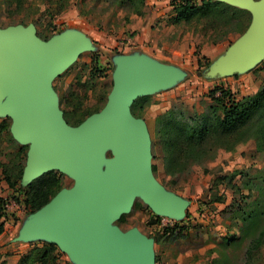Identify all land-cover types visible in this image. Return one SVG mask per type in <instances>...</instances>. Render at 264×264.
I'll list each match as a JSON object with an SVG mask.
<instances>
[{"label":"rangeland","instance_id":"obj_1","mask_svg":"<svg viewBox=\"0 0 264 264\" xmlns=\"http://www.w3.org/2000/svg\"><path fill=\"white\" fill-rule=\"evenodd\" d=\"M181 1L187 0H0V28L33 23L44 41L71 33L81 36L83 50L50 83L63 117L72 126L104 107L114 86L118 61L138 49L182 64L185 77L179 82L185 81V100L177 101L172 107L175 110L189 115L204 113L216 104L209 93L218 85L228 89L236 100L257 92L264 82V54L244 72L214 78L206 75L209 68L232 51L247 29L242 32L224 25L204 30L202 24L195 22L175 24L172 18ZM190 1L198 4L203 0ZM139 8L140 14L136 12ZM146 108L140 112L137 106L134 115L143 118ZM156 120L151 116L146 119L152 171L167 192L186 203L184 212L161 214L137 196L131 210L114 225L124 231L136 227L150 238L154 264H264V151H258L256 141L249 139L236 149L221 148L214 159L179 172L189 160L165 144ZM12 123L8 112L0 113V162L11 170L19 151L21 162L26 165L29 150L28 144L14 138ZM114 157L113 150L107 149L103 169ZM53 175L59 182L52 179ZM42 178L48 182L42 195L48 202L75 182L71 174L54 169L30 183L20 180L11 188L0 167V197L7 202L0 245L11 244V239L41 208L34 209L29 199L37 187L30 188V184ZM58 183L62 188L54 195ZM29 242V249L21 244L9 247L3 252L5 259L0 256V264H15L16 259L11 256L54 244L47 238ZM56 246L55 264H77ZM32 257H37V253L33 252Z\"/></svg>","mask_w":264,"mask_h":264},{"label":"water","instance_id":"obj_2","mask_svg":"<svg viewBox=\"0 0 264 264\" xmlns=\"http://www.w3.org/2000/svg\"><path fill=\"white\" fill-rule=\"evenodd\" d=\"M218 1L247 9L252 21L232 51L209 68V78L244 72L264 54V0ZM83 48L75 33L44 41L33 23L0 28V113L8 112L14 138L29 145L22 180L30 183L54 169L75 179L28 219L15 240L47 238L77 264H154L152 240L114 221L137 196L166 215H182L186 203L156 180L149 128L132 105L185 73L139 53L125 56L104 107L72 126L50 83ZM107 149L115 157L103 169Z\"/></svg>","mask_w":264,"mask_h":264},{"label":"trees","instance_id":"obj_3","mask_svg":"<svg viewBox=\"0 0 264 264\" xmlns=\"http://www.w3.org/2000/svg\"><path fill=\"white\" fill-rule=\"evenodd\" d=\"M130 1L132 3L134 0ZM136 12L140 14L142 9L139 8ZM182 21L188 24L192 22L202 24L204 30L219 29L228 25L230 29L244 32L251 24L252 14L247 9L223 1L203 0L197 4L187 0L176 6L172 18L175 24ZM198 64L202 66L201 59ZM209 94L216 104L210 106L204 113L195 112L189 115L184 110L172 108L156 118L157 129L165 144L181 152L186 160H189L179 172L189 171L195 163L214 159L221 148L236 149L249 139L256 141L258 151H264V82L257 92L238 100L232 99L228 89L222 85L212 88ZM151 103L150 95L136 99L132 105L133 114L137 106L142 112ZM2 128L1 126L0 129ZM20 152L16 154L12 170L6 163L0 162L5 180L11 188L23 177L25 165L21 162ZM56 177L53 175L52 179L59 182ZM47 184L43 178L30 184V188L37 185L34 195L29 199L34 209H39L48 202L47 198H42ZM61 188L62 185L58 183L53 194L55 195ZM6 205V200L0 197V235L5 231L3 217ZM56 249L55 244L34 247L30 253L21 257L18 264H31L35 261L39 264H55L58 259ZM33 252L37 253V257H32Z\"/></svg>","mask_w":264,"mask_h":264},{"label":"crops","instance_id":"obj_4","mask_svg":"<svg viewBox=\"0 0 264 264\" xmlns=\"http://www.w3.org/2000/svg\"><path fill=\"white\" fill-rule=\"evenodd\" d=\"M137 53L145 55L147 57H150V58L157 60L159 62L165 63L167 65H171V66L176 67V68L181 70L182 64L178 63L177 61H174L173 59L171 60V58H169L170 60H167V58H165V59L160 58V57L155 56L154 54H151L149 51L142 50V49H138ZM225 78L226 77H223L224 80H225ZM218 80H221V79H218ZM215 82L219 83V84L221 83L220 81H215ZM184 83H185V81H183V80L180 82L178 81L177 83H175L174 85H172L168 88H165V89H162V90H159L157 92L152 93L150 95L152 98V104L146 108L147 115H145L143 117V119L146 120L150 116L153 118H157L158 116L165 113L167 110L171 109L177 101L185 100L184 95H183V91H185V89H184L185 87L183 85ZM216 85H218V84H216ZM202 109L204 110V106ZM2 235L3 234L0 235V243L2 240ZM20 244L21 245H27L28 249L30 248V242L29 241H16L15 237L13 239H11V244L3 245V242H2L3 246L0 245V254H1L0 256L4 257L3 252H6V250L9 247H11L12 245H20ZM24 255L25 254L23 252V253L11 256V258L16 259L15 264H18L19 260ZM4 259H5V257H4ZM35 262L39 264L38 261H35ZM35 262H33V263H35Z\"/></svg>","mask_w":264,"mask_h":264}]
</instances>
